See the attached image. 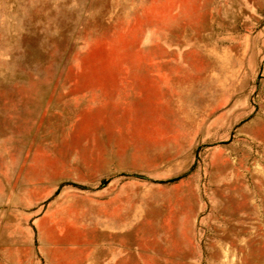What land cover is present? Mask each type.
<instances>
[{
	"label": "rangeland",
	"instance_id": "obj_1",
	"mask_svg": "<svg viewBox=\"0 0 264 264\" xmlns=\"http://www.w3.org/2000/svg\"><path fill=\"white\" fill-rule=\"evenodd\" d=\"M0 264H264V0H0Z\"/></svg>",
	"mask_w": 264,
	"mask_h": 264
}]
</instances>
